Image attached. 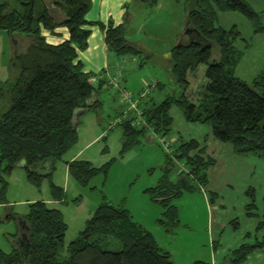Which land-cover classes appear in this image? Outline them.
I'll return each instance as SVG.
<instances>
[{"label":"trees","instance_id":"16d2710c","mask_svg":"<svg viewBox=\"0 0 264 264\" xmlns=\"http://www.w3.org/2000/svg\"><path fill=\"white\" fill-rule=\"evenodd\" d=\"M132 2L149 8L157 4V0ZM185 5L183 26L193 32L179 34L175 46L164 57L173 81L182 91L178 98L167 97L157 105L137 103L141 122L134 125V118H124L116 125L122 130L121 151L137 142V136L146 129L159 137L169 133L172 120L168 112L175 106L187 122L207 124L212 137L230 145L235 155L264 157V71L250 82L237 78L234 44L240 40L239 32L235 26L224 29L216 25L218 13L236 12L257 33L261 30L255 25L257 14L242 0H187ZM89 6V0L0 1V30L8 35L15 33L18 42L11 59L15 76L0 88V97L5 93L8 99L7 108L0 114V201L6 188L4 177L20 163L31 185L50 176L53 162L61 159L76 141L74 113L97 108V102L89 100L96 90L108 88L103 79L97 82V88L91 86L88 80L92 74L83 72L77 59L78 52L87 47L89 27H100L108 55H138L141 51L125 38L127 13L120 24L108 21L103 25L85 20ZM49 8L59 11L62 19L55 21ZM59 27L67 31V39L54 45L47 43L42 31L55 35ZM200 64L205 67V83L193 105L185 97L186 74ZM174 142L172 151L164 153L162 174L156 184L143 190L148 200L161 209L156 224L170 235L179 227L172 201L194 192L197 185L203 186L205 171L214 163L201 156L203 150H197L194 140L177 138ZM44 162L49 163V169L40 173L36 167ZM110 163L93 167L87 161L71 160L65 162L66 174L84 186L97 175L104 178ZM176 165L181 169L172 181L170 175ZM49 192L53 201L62 198V189L52 183ZM246 194L253 199L251 189ZM260 228H264V221L258 223L256 229ZM65 230L58 210L47 208L43 201L29 203L12 235V251H0V264H174L169 253L157 246L153 236L134 222L126 209L104 199L66 247ZM103 237L117 240L120 250H103ZM263 247L264 239L243 243L229 254L227 264H243L251 252ZM192 264L210 263L198 260Z\"/></svg>","mask_w":264,"mask_h":264},{"label":"rangeland","instance_id":"374dc122","mask_svg":"<svg viewBox=\"0 0 264 264\" xmlns=\"http://www.w3.org/2000/svg\"><path fill=\"white\" fill-rule=\"evenodd\" d=\"M89 1L90 6L85 20L96 19L90 22L106 25L111 21L113 25H117L113 22L116 17L121 21L124 14L129 15L125 38L129 43L139 47L140 53L116 58L110 55L108 61L106 60L108 66L120 68L117 69L124 78L120 86L122 90L133 95L140 104L157 105L167 97L178 98L182 88L173 81L164 57L175 46L176 33L185 32L183 24L187 0H157V5L153 8L144 4L138 6L132 0ZM242 1L257 14L255 25L261 28L259 32L253 33L251 23L236 12L218 13L216 25L224 29L235 26L239 32L240 40L234 44L238 59L234 74L243 82H250L259 72L264 71V0ZM49 10L53 11L52 8ZM56 12L57 18L55 15L53 18L55 21L61 20L62 14ZM93 27H95L94 38L99 35L101 29L97 25ZM14 34L8 35L0 30L1 89L15 76L11 59L13 48L18 42ZM43 36L47 43H53L49 35ZM82 52H78L80 60L85 59ZM204 69V65L200 64L186 74L188 85L185 97L193 105H196L203 91ZM92 76L96 77V75ZM153 81L157 82L156 86L151 85ZM140 94L141 97L138 99ZM96 96L100 105L77 116L76 141L61 159L53 162L49 177L41 178L37 185H31L25 178V171L19 165L4 177L6 188L1 198L11 204V209L7 208L8 211H5L4 215L25 214L28 205L25 201H43L47 208L56 209L61 213L62 221L66 226L63 237V246L66 247L77 237L86 220L104 199L111 205H121L126 209L131 219L142 224L160 247L170 251L174 264L206 261L212 250L216 251V264H227L229 254L243 244L242 242L253 244L263 241L264 228H256L259 222L264 221V157L250 154L234 155L235 162L229 163L228 168L230 171L235 168L236 173L228 176L230 180L227 186L219 187L212 177L211 182L214 185L212 191L216 198L212 199L210 205L198 189L184 193L179 199L173 200L172 205L177 210L179 227L174 234L167 235L155 222L160 217L161 209L148 200L143 190L154 186L162 174L166 151L163 145L169 146L167 150L172 151L173 146L176 145L174 140H177L176 137L179 138V133L184 134L187 126L196 123L187 122L179 108L172 106L169 111L172 119L169 133L159 137L146 129L137 136V142L121 151L123 143L121 127L107 129L124 108L120 103L119 94L107 88L98 91ZM7 106L8 99L3 93L0 97V114ZM127 116L135 117L132 114ZM135 120L141 121L140 117H135ZM73 156V160L90 162L93 167L111 163L104 178L97 175L82 186L66 174L65 162ZM180 169L181 165H176L170 175L172 181L176 179ZM37 170L43 172L41 168ZM224 173H228L227 168ZM49 183L62 189L63 195L59 201L51 200ZM242 187L244 188L241 189ZM248 189L252 190L253 199L246 194L245 190ZM251 204L252 207L249 206ZM8 220L4 222V226L9 222L10 234H15L17 231L15 219ZM213 220L222 222L224 229L213 240L214 247L211 249L208 233ZM240 235H243V239H240ZM14 240L15 238L11 239V246L10 244L6 246L0 238V251L4 254L11 252ZM100 247L106 251H118L121 244L114 238L103 237L100 239ZM258 250L261 252L257 253ZM248 258L246 260L252 264H264V247L255 249Z\"/></svg>","mask_w":264,"mask_h":264},{"label":"crops","instance_id":"0c3cea01","mask_svg":"<svg viewBox=\"0 0 264 264\" xmlns=\"http://www.w3.org/2000/svg\"><path fill=\"white\" fill-rule=\"evenodd\" d=\"M52 10H53L52 14L55 15L56 18H57V12H56L57 10H54V8ZM86 20H87V18H86ZM90 21H96V19H93V20H90ZM121 21H122V19H121ZM121 21H119L117 19V17L113 20L114 24H117V25L120 24ZM104 22H106V21H104ZM93 28H95V27H93V26L89 27L90 35H89V37L87 39V47H86L85 51L82 52L85 55V59L84 60H80L79 53L77 54V59L82 64V67H83L82 71L83 72L90 73L92 75H96V77H101V79L106 81L104 79V75L105 74H107L109 76H113L119 71L120 68L118 66H116V67H112L110 65L108 66V63L106 62V60L108 61V56H110V55H108L107 52H106V48H105V45H104V42H103V32L100 30L98 32L99 35H96L93 38V30H94ZM179 30H180V28H178V31ZM65 31L66 30L63 27H59V28H56L54 30V34L55 35H49L46 32L45 33L43 32L42 34L43 35H49V37L51 38V42H53L51 44L54 45V44H58V43H60V42H62V41L67 39L68 34H67V31H66V33H65ZM176 34H177V36H176L175 42H176L177 37L180 34V32H178ZM184 35H186V33H184ZM117 68H119V69H117ZM122 82H124V78L121 76V78L119 80V87L121 86ZM151 85L152 86L153 85L156 86L157 82L153 81V83ZM94 88H97V84L94 86ZM105 88L106 87L103 86L101 89L104 90ZM108 88H110V87L108 86ZM101 89L96 90V94L98 93V91H101ZM91 102H97V107L100 105V101H99V99H97L96 95H94L92 97V99L89 100V103H91ZM123 110H124V108L119 113L120 116H121ZM86 111H87L86 109H78V110H76V112L74 113L75 119L77 118V116H79L80 114H82L83 112H86ZM120 116L117 115V117H120ZM169 116H170V114H169ZM171 124H172V122H171ZM178 137L181 138L184 141L194 140L198 144L197 150L198 149H202L203 150V152L201 153V156L204 159H211L214 162L205 171V174H206V182H205V184L203 186L197 185V189L199 191H201V193L204 195L205 201L207 202V204L210 205V203H212V199L216 198L215 193L212 191V190H214V185L211 182L212 177L214 178L215 183L219 187L227 186V183L230 180V178L228 176L234 175L236 173V169L235 168H234L233 171L232 170L230 171V169L228 168V164L229 163L235 162V159H236V157L234 156L235 154L233 153L232 148L230 147V145L225 144V143H221V142L217 141L216 139H214L212 137V135L210 133V127L208 125H206V124L205 125H201L200 123H196V124H192L190 126H187L186 130L184 131V134L183 133H181V134L179 133ZM176 139H177V137H176ZM73 159H74V156L72 158H70L69 161H71ZM20 165H22V163L19 164V167H22ZM37 168L38 169L41 168V170L43 172H46L49 169V163L48 162H44L41 165L37 166L36 170H37ZM226 168L228 170V173H224V170ZM43 172H40V173H43ZM243 188L244 187H242L241 189H243ZM30 202H33V201H31V200L25 201L26 204H29ZM10 205L11 204L9 202H7V201H5L3 199H2V201H0V209H1L0 210V217H1L0 218V227H2L0 229V238L2 239L3 243L6 246H9V244L11 246V239H13V237H12L13 234L12 233L10 234V229L8 228L9 222L5 226H4V222H6L9 218H14L15 219V223H16V227H17L18 220L20 218H23L24 215H25V214H22V215L20 214V215H15V216L11 215V214L4 215L5 211H8L7 208L11 209ZM247 214H250V213H247ZM250 215L253 216L254 214L251 213ZM223 229H224V226H223L222 222H220L219 220H213L212 221V226H211V229H210V231L208 233V238H209L208 240H209L211 249L214 247V241L213 240L215 238H217V236H219V232H221V230H223ZM240 232L242 233L241 229H240ZM246 234H248V233H246ZM246 236H249V235H246ZM239 237H240V239H243V235H240ZM155 242H156L157 246L160 247L156 240H155ZM242 243H244V242H242ZM160 248H162L163 250L167 251L169 253L170 257H171V253H170V251L168 249H166L164 247H160ZM12 249H13V245H12ZM260 252H261V250L257 251V253H260ZM252 254H253V252H252ZM215 255H216V251L214 252L212 250L210 252L209 259L206 260L205 262H208L210 264H216V256ZM249 255L247 256V258L249 257ZM248 261L249 260H246V262L244 261L245 262L244 264H252L251 262H248Z\"/></svg>","mask_w":264,"mask_h":264},{"label":"built area","instance_id":"2783aa9c","mask_svg":"<svg viewBox=\"0 0 264 264\" xmlns=\"http://www.w3.org/2000/svg\"><path fill=\"white\" fill-rule=\"evenodd\" d=\"M119 76H120L119 71L116 73V76H109L107 74L104 75V79L106 80L105 81L106 86H109L111 89L118 92L120 103L123 104V107H124V110H123L121 116L115 117L112 120V122L108 125L107 129L118 125L124 118H133L132 116H127L128 114L135 115V117H137V118L140 117V111L137 107L138 100L135 99L133 97V95L126 92L125 90H122L119 87V80L121 77V76L120 77ZM99 78L101 79V77H91L88 80V82L91 86L94 87L97 84V82L100 80ZM140 97H141V94L138 95V99ZM135 117H134L133 123H134V125H137V124H139V122H136ZM161 143H163V142L161 141ZM163 147L167 151L168 146L164 144Z\"/></svg>","mask_w":264,"mask_h":264},{"label":"water","instance_id":"95a60500","mask_svg":"<svg viewBox=\"0 0 264 264\" xmlns=\"http://www.w3.org/2000/svg\"><path fill=\"white\" fill-rule=\"evenodd\" d=\"M193 32V30H190V29H185V32L186 34H190V32ZM262 129H264V124L261 126Z\"/></svg>","mask_w":264,"mask_h":264},{"label":"flooded vegetation","instance_id":"af4514ba","mask_svg":"<svg viewBox=\"0 0 264 264\" xmlns=\"http://www.w3.org/2000/svg\"><path fill=\"white\" fill-rule=\"evenodd\" d=\"M190 37V36H189Z\"/></svg>","mask_w":264,"mask_h":264}]
</instances>
